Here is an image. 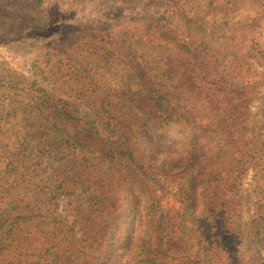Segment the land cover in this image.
Here are the masks:
<instances>
[{"label": "rangeland", "instance_id": "rangeland-1", "mask_svg": "<svg viewBox=\"0 0 264 264\" xmlns=\"http://www.w3.org/2000/svg\"><path fill=\"white\" fill-rule=\"evenodd\" d=\"M168 2L0 0L1 188L5 186L2 185L4 180L9 178L8 171L5 173L2 170L3 163L6 162V157L16 160L15 149L18 145L13 143L15 136L24 130H31L35 106H38L40 98L43 97V90L51 92L57 99L69 100L74 109V106L77 108L78 105L89 104L88 99H82L81 90L88 91V94L93 92L94 101L100 100L96 96L108 101L115 95V89L119 88L121 81L138 84L135 76H131L133 69L130 64L133 62L139 64L142 73L156 67L155 61L161 62L163 69L166 68L164 64L168 41L164 39L167 37L158 34L157 38H150V35L153 33L152 25L167 26L173 20ZM215 15V19L206 18V23L202 24L203 28L211 29L221 22L218 15ZM193 27L198 28L197 25ZM259 32L258 29L250 32L249 39H254L255 44H259L261 48L264 39H258ZM262 32L264 36V28ZM160 36L162 42L158 40ZM246 42L247 40L243 43ZM173 53L178 54V51ZM239 65L242 67H239L238 72L233 70L236 75L240 73L247 81L251 79L261 82L258 97L250 106L252 119L248 128L249 134L255 136L264 126V67L259 63L250 64L246 58H243ZM147 85L151 86L149 82ZM2 110L10 111V121H6L2 116ZM23 116L26 121L21 120ZM106 120L107 117L102 122ZM244 122L235 124L236 128L242 130L243 136ZM95 125L101 128L100 123ZM196 126L210 130V136L214 137L216 145L218 144L219 131L215 126L207 122L198 123ZM190 127H193V124L171 131L166 137L170 140L169 144L152 147L155 154L146 151L147 158H151L153 162L167 159L173 166L171 169L166 167L167 169L153 171L159 174L158 177L149 179L150 185L145 190L147 199L144 195L140 202L134 199L131 203H124L127 198L125 196L123 201L121 197L116 206L122 203L125 210L121 212L123 209L120 205L113 217L121 214L122 219L119 221L124 224L112 231H106L103 225L100 226L101 230L106 232L102 236H94L98 241L93 245L91 242L87 250L81 249L89 244L86 239L79 241L83 237L81 227L84 228L89 220L98 224V217L105 216L112 209L106 211L105 205L92 207L91 202H86L85 206L94 208L93 211H88L83 208V203L72 202L74 199H81L77 194L65 195L62 188L50 192L58 195L55 199L48 200L53 201L57 212L63 214V217L72 214L67 217V222L60 219L64 226H67H63L61 231L63 236L76 246V252L85 251L93 264L95 261L99 264H264V194L261 192L264 173L260 163L253 160L250 165L243 167L247 158L243 154L245 144L242 137H238L234 145L226 137L220 141L228 155L230 156V149V157H236L232 168L224 161L219 163V160L214 165L209 164L207 160V169L189 161L191 155L188 152L193 147L188 138ZM66 131L71 132L69 128H66ZM17 139L21 144L19 136ZM5 148L10 149L13 155L8 156ZM220 148L218 147V150ZM209 150L216 151L215 144H212ZM234 152L239 154L234 155ZM25 153L19 155L22 160L19 163L23 164L27 157V163L23 166L26 170L30 166L36 169V174L38 169L39 173L41 169L45 172L60 169L61 164L66 162L62 158L67 151L60 153L57 158L41 155L39 159L32 161L29 154ZM228 155L226 162L229 163ZM68 158L70 163L72 159L81 164L86 161L82 160V156L73 154H69ZM219 171V178L224 179L223 192L226 201H222L218 209L212 204L208 205L209 202L204 197H199L198 202L186 197L183 186L187 172L200 177L198 181L202 192L204 187L208 186L205 183L207 176L215 175L216 178ZM219 183L218 179L213 186ZM24 186L27 187L24 189L27 193L41 195L48 190L46 186H31L28 183H24ZM5 188H8V191L0 195V206L5 204L7 197L13 198L14 195L10 194V191L16 193L22 189L12 180ZM120 190L113 184L103 194L106 202L112 197V192ZM145 191L143 190L142 194H145ZM156 212L165 215L167 221L165 231L154 242L156 239L149 240V236L156 228L153 226V217L149 219L148 216ZM60 241H63L62 235L55 239L54 244L61 245ZM63 243H66L65 239ZM158 244L164 246L159 252L155 251L154 247ZM55 252L53 249L50 255L53 256Z\"/></svg>", "mask_w": 264, "mask_h": 264}, {"label": "trees", "instance_id": "trees-1", "mask_svg": "<svg viewBox=\"0 0 264 264\" xmlns=\"http://www.w3.org/2000/svg\"><path fill=\"white\" fill-rule=\"evenodd\" d=\"M168 1L173 20L167 26L152 25L153 33L150 35V38H157L158 34L167 37L164 39L168 41L165 69L161 67V62L155 61L156 67L161 68L154 67L142 73L139 64L133 62L130 64L133 69L131 76H135L140 84L121 81L119 88L115 89V95L108 101L99 96L96 97L100 100L94 101L93 92L88 94V91L81 90L82 99H88L89 104H77L74 109L69 100L57 99L51 92L42 91L44 95L38 106H35L31 130H24L15 136L13 143L18 145L15 149L16 160L6 157L3 163L2 170L5 173L8 171L9 178L4 180L2 185L5 186L2 188L0 183V195L8 191L5 187L9 186L11 180L22 189L16 193L9 189L13 198L7 197L5 204L0 206V264H93L85 251L76 252V246L63 236L61 228L64 224L60 219L67 222V217L72 214L63 217V214L58 213L53 201H48L58 195L50 192L62 188L63 194H77L81 198L74 199V203L84 205L91 202L92 207L105 205L106 211L112 209L105 216L98 217V224L89 220L84 228L81 227L83 237L79 241H89L81 249L87 250L91 242L93 245L98 241L94 236H102L107 230L112 231L124 224L119 221L122 219L121 214L113 217L120 205L123 209L121 212L125 210L122 203L116 206L121 197L124 201L126 196L124 203H131L134 199L140 202L144 195L147 199L145 190L150 185L149 179L159 174L153 171L166 167L171 169L173 164L168 163L167 159L153 162L147 158L146 151L155 154L153 146L169 144L167 135L180 126L193 124L188 135L193 144L188 152L192 159L189 158V161L207 169V160L212 165L219 160V163L224 161L232 168L236 157H230L231 150L229 156L220 141L226 137L234 145L236 139L242 137L245 144L243 154L247 158L243 167L256 160L264 173V126L255 136L249 134L248 128L252 119L250 106L258 97L261 82L247 81L240 73L236 75L233 72L234 69L238 72L239 67L241 69L239 64L243 58L250 64L259 63L264 67V42L259 48L254 39H249L250 32L257 29L262 32L264 28V0ZM215 14L221 22L211 29L203 28L206 18L215 19ZM261 32L258 39H264ZM161 38L158 40L162 42ZM173 51H178V54ZM148 82L151 86H146ZM10 111L2 110L6 121L11 120ZM105 117L107 120L102 122ZM21 120L26 121L25 116ZM240 121H245L244 136L242 130L235 126ZM201 122L218 129L217 145L214 137L210 136V130L196 126ZM95 123H100L101 128ZM66 128L71 132L66 131ZM18 136L22 140L21 144ZM212 144H215L216 151L209 150ZM218 147H221L220 150ZM4 151L8 156L13 155L10 149L5 148ZM26 151L30 161L39 159L41 155L57 158L60 153L67 151L62 158L66 162L61 164L60 169H49V172L41 169V173L38 169L34 174L36 169L30 166L26 170L23 166L27 163V157L23 164L19 163L22 161L19 155ZM69 154L82 156V160L86 161L81 164L72 159L70 163ZM238 154L234 152V155ZM227 155L229 163L226 162ZM217 174L216 178L215 175L207 176L205 183L208 186L204 187L203 193L200 192V177L187 172L183 186L186 197L194 202L204 197L208 205L212 204L218 209L226 198L223 192L224 179L219 178L221 171ZM218 179L219 185L213 186ZM24 183L46 186L48 190L41 195L27 193ZM113 184L121 190L112 192V197L106 202L103 194ZM143 190L145 194H142ZM261 192L264 194V175ZM92 207L83 206L88 211H93ZM151 216L156 231L150 232L149 240L156 239V242L157 237L165 231L167 217L161 212L148 216L149 219H152ZM102 225L106 231L101 230ZM61 235L66 243L60 241L61 245L54 244ZM154 247L158 252L164 248L160 244ZM53 249L56 252L51 256ZM95 264L99 263L95 261Z\"/></svg>", "mask_w": 264, "mask_h": 264}]
</instances>
